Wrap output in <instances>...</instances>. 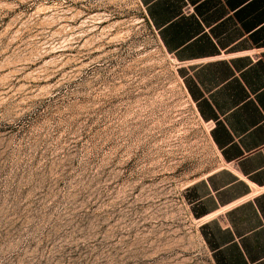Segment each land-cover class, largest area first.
Returning a JSON list of instances; mask_svg holds the SVG:
<instances>
[{"label":"rangeland","instance_id":"1","mask_svg":"<svg viewBox=\"0 0 264 264\" xmlns=\"http://www.w3.org/2000/svg\"><path fill=\"white\" fill-rule=\"evenodd\" d=\"M219 167L138 0H0V264H213L184 192Z\"/></svg>","mask_w":264,"mask_h":264},{"label":"crops","instance_id":"2","mask_svg":"<svg viewBox=\"0 0 264 264\" xmlns=\"http://www.w3.org/2000/svg\"><path fill=\"white\" fill-rule=\"evenodd\" d=\"M209 125L220 167L184 192L213 264L264 228V0H138Z\"/></svg>","mask_w":264,"mask_h":264},{"label":"snow or ice","instance_id":"3","mask_svg":"<svg viewBox=\"0 0 264 264\" xmlns=\"http://www.w3.org/2000/svg\"><path fill=\"white\" fill-rule=\"evenodd\" d=\"M69 239H71V237H69ZM74 243H78L82 246L88 245L89 247L95 248L103 247L106 241L98 240L96 236L93 235L88 238L80 237L74 241ZM68 247L71 248V244H69ZM83 250L87 251L88 249L84 248ZM245 250L249 253V260L252 262V264H264V228H262L259 233L251 237ZM83 258L84 257L81 256V259Z\"/></svg>","mask_w":264,"mask_h":264}]
</instances>
